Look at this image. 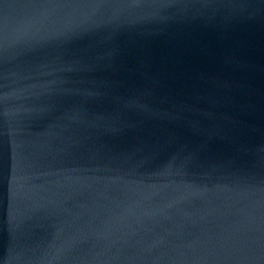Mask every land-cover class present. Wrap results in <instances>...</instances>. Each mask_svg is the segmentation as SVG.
<instances>
[{
    "label": "water",
    "instance_id": "95a60500",
    "mask_svg": "<svg viewBox=\"0 0 264 264\" xmlns=\"http://www.w3.org/2000/svg\"><path fill=\"white\" fill-rule=\"evenodd\" d=\"M0 264H264V0H0Z\"/></svg>",
    "mask_w": 264,
    "mask_h": 264
}]
</instances>
